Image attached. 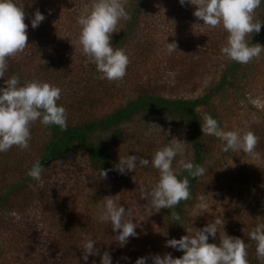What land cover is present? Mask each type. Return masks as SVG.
I'll return each instance as SVG.
<instances>
[{
  "label": "trees",
  "instance_id": "obj_1",
  "mask_svg": "<svg viewBox=\"0 0 264 264\" xmlns=\"http://www.w3.org/2000/svg\"><path fill=\"white\" fill-rule=\"evenodd\" d=\"M145 1L131 0L129 7L126 6L131 18L121 20L117 25L118 31L110 34L113 47L124 49L129 56L123 79L110 81L98 79L95 64L85 63L87 58L77 43V17L91 7L93 0H17L26 13L27 45L8 57V69L4 77H0V87L6 86L4 81L12 74H19L21 84L32 80L49 82L62 89L57 103L63 104L67 110L66 129L61 130L57 125L44 126L45 140L36 158L44 166L42 173L56 161L73 154L83 155L86 165L94 173L100 168L108 169L107 175L118 173L112 145L122 137L121 128L138 119L150 121L162 118L179 119L189 125L192 129L191 161L207 169L212 149L207 146V138L200 127L203 114H211L221 126L218 101H226L230 96L241 94L245 82L253 74L250 66L258 58L241 64L221 57L220 69L216 75L214 72L210 75L213 77H209L192 65L193 60L189 56L186 58L189 62L174 73L175 82L170 86L160 73L169 69L167 66L172 63V59L164 61L162 59L170 58V55L157 52L159 44L144 16ZM260 8L262 10H255L254 21L264 20V4ZM37 9L44 14V19L33 28L30 20ZM248 39L250 43L264 45V23L261 24V30L251 33ZM212 68L209 72L216 71V64ZM204 76L208 77L207 86L200 84ZM250 131L258 137L255 149H259L264 160V127L253 125ZM8 152H2L0 156L6 158ZM219 152L213 154L214 160L221 157ZM10 164H5L7 169L1 167L5 178L0 176V227L5 213L15 211V207L17 244L14 246L16 255L9 263L4 259L5 264H100L105 251L111 255V264H134L141 256L146 257L147 264H153V255L170 253L173 257H179L183 254L182 249L167 245L168 239H178L187 234V229L201 228L218 215L225 223L223 226L218 225V233L209 236L208 242L219 243L224 230L226 234L246 241L249 264H264L257 259L256 242L248 239L249 230L258 223H264V184H261V205L255 216H248L240 208L239 199L226 201L223 207L219 205L218 212L197 210L195 205L199 202V194L210 193V185L205 183V175L190 177L191 198L181 200L175 206L181 220L173 219L172 209L161 208L155 212L156 209L150 207L148 210V219L162 223V248L150 250V244H147L149 236L138 225L135 228L138 235L130 236L127 243L121 245L115 239L119 230H113L110 223L99 222L90 208L85 206L86 200L83 201L84 206L79 201L77 204L70 203L65 210L54 208L50 211L49 218L57 223L56 229L44 232L42 227L33 224V219L21 221L15 196L25 190L27 185H35L34 179L27 175L33 162L25 168L20 166L19 174L8 179L6 174ZM187 174L183 168L177 172L180 178ZM244 184L248 193L254 191V186L247 178H244ZM209 200L208 197L210 204L212 201ZM125 208L130 210L134 222L142 216L132 205ZM240 210H244V213ZM199 212L203 213L195 217L194 213ZM89 237L96 240L94 247L98 251L88 254V260L85 261L82 259L84 250L81 245ZM8 246L10 244H0L1 248Z\"/></svg>",
  "mask_w": 264,
  "mask_h": 264
},
{
  "label": "clouds",
  "instance_id": "obj_2",
  "mask_svg": "<svg viewBox=\"0 0 264 264\" xmlns=\"http://www.w3.org/2000/svg\"><path fill=\"white\" fill-rule=\"evenodd\" d=\"M184 5L186 0H178ZM126 0H93L91 7L77 17L79 34L77 43L81 53L87 58L85 63H94L98 79L119 81L126 74L129 56L122 48H114L110 43L111 33L118 31L117 25L121 20L131 18L125 6ZM195 5L193 15L202 20L206 27L221 26L227 33L226 43L221 47V53L228 60L246 64L254 58H259L264 52V45L250 43L251 33L261 30L262 19L253 21V13L264 4V0H187ZM25 11L17 0H0V77H4L8 69V57L24 49L27 45L28 24L25 23ZM44 19V14L38 9L34 12L30 23L37 27ZM165 51H177L175 41H164ZM19 74H12L4 81L6 86L0 87V153L8 151L12 146L21 149L29 147L31 138L30 125L37 120L44 126L57 125L61 130L68 127L67 110L57 101L62 89L45 81L32 80L20 83ZM155 124V123H154ZM158 126V125H157ZM203 134L219 138L222 150H240L254 153L258 137L252 131L243 135L239 130H226L220 126L218 120L209 113L203 114V123H200ZM171 142L155 150L151 160L142 155L126 154L119 156L115 168L124 173L126 170H135L138 167L150 165L158 172L154 182L141 185V197L149 202L150 207L159 212L161 208L172 209L174 220H181L175 206L181 200L191 198L189 189L190 177L197 178L206 174L207 169L191 160H180V166L187 171V175L178 177L173 168V161L182 150L180 139H171ZM37 159L28 169L27 175L36 181L42 179L44 166ZM108 169L100 168L95 175L101 178L107 176ZM134 180V179H133ZM97 220L110 223L113 230H119L115 239L121 245L127 243L130 236H136L137 224L132 220L130 210L119 203L116 195L104 196L100 199ZM197 210L210 207L206 192L198 196ZM203 212L194 213L195 217ZM224 219L218 215L213 221L201 228L187 229V234L171 238L166 244L182 249L183 254L173 257L170 253L163 256H152L153 264H249L247 259V243L240 237L228 235L223 230L219 243L208 242L209 236H216L218 225H224ZM181 225V224H180ZM191 232L192 234H188ZM248 239L256 242L257 259L264 262V223H258L248 232ZM96 240L86 238L81 247L84 252L82 259L87 261L88 254L98 250L94 247ZM109 252L101 255L100 264H111ZM134 264H147L146 257H138Z\"/></svg>",
  "mask_w": 264,
  "mask_h": 264
},
{
  "label": "rangeland",
  "instance_id": "obj_3",
  "mask_svg": "<svg viewBox=\"0 0 264 264\" xmlns=\"http://www.w3.org/2000/svg\"><path fill=\"white\" fill-rule=\"evenodd\" d=\"M129 2L131 0H126L125 6L129 7ZM259 8L257 11L262 10ZM194 9L195 5L187 3V0L184 5H181L178 0L145 1L144 16L159 44L157 52L161 55H170V58L162 59L164 61L172 59V63L167 66L169 69L160 73L170 86L175 82L174 73L180 71L179 68L189 62L186 59L189 56L192 57V65L209 77H213L210 75L214 72L216 75L217 70L220 69L219 60L224 57L221 47L226 43V31L221 26L206 27L200 24L202 20L193 15ZM253 18H255V11ZM165 38L167 42L175 41L178 50L167 53ZM215 64L216 71L209 72L210 68L213 70L212 67ZM250 68L253 74L245 82L241 94L230 96L226 101H218L217 104L221 116V127L226 130H239L242 135L252 130L253 125L264 127V52L253 61ZM207 76L201 79L200 84L203 86L208 85ZM30 132L28 148L21 149L14 145L8 150L10 152L6 151L8 152L5 154L6 158L0 156V176L5 178L1 172V167L7 169L5 164L11 163L6 178L12 179L19 174L20 166L28 167L36 160L45 140L44 125L39 120L32 122ZM121 135L122 137L112 145L117 163L119 156L128 153L146 156L151 160L155 150L170 143L172 138L180 139L179 142L182 145V150L173 161L176 173L182 169L180 160L192 159L190 144L192 129L186 122L179 119L162 118L150 121L138 119L123 126ZM205 136L207 146L212 149L205 174V183L210 185V193L208 192L207 196L209 201H212L207 211L218 212L219 205L223 207L226 201L239 199L241 200L239 206L246 211V215L255 216L261 205V184H264L262 153L259 149H254V153L240 150L224 152L223 142L219 138L217 140L214 136L207 134ZM218 150L221 157L214 160L213 154H216ZM157 177V170L148 165L135 170H126L124 173L118 171L101 178L89 169L83 155L73 154L61 161H56L47 168L42 173L40 181L34 180L35 185L29 184L25 190L16 194L15 202L19 208L18 215L21 221L33 219V224L42 227L45 232L57 228V223L49 218L50 211L54 208L65 210L70 203L77 204L79 201L84 206L83 201L86 200L85 206L87 205L97 216L98 206L102 203L100 199L118 193L119 203L128 208L132 205L142 214L141 217L136 218L135 222L140 230H144L149 236L147 244H150V250H160L162 223L148 219L150 205L145 198L141 197L140 192L141 185L154 182ZM244 178H247L254 186L253 192L246 191ZM14 210L5 213L3 225L0 227V244H10L6 248L0 247V264H5L4 259L8 263L11 262L16 255L15 207ZM244 210H240L241 213H244Z\"/></svg>",
  "mask_w": 264,
  "mask_h": 264
}]
</instances>
